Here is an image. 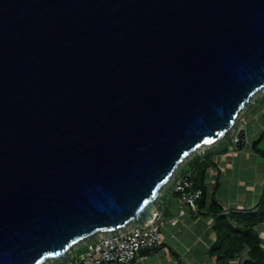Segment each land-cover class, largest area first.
Returning <instances> with one entry per match:
<instances>
[{
  "label": "water",
  "instance_id": "1",
  "mask_svg": "<svg viewBox=\"0 0 264 264\" xmlns=\"http://www.w3.org/2000/svg\"><path fill=\"white\" fill-rule=\"evenodd\" d=\"M262 88L264 0H0V264L150 219Z\"/></svg>",
  "mask_w": 264,
  "mask_h": 264
},
{
  "label": "crops",
  "instance_id": "2",
  "mask_svg": "<svg viewBox=\"0 0 264 264\" xmlns=\"http://www.w3.org/2000/svg\"><path fill=\"white\" fill-rule=\"evenodd\" d=\"M251 115L247 120V116ZM246 144L238 150L229 143L226 136L208 144L207 148L193 152L184 163L176 169L177 175L189 171L190 163L195 157L203 158L211 153L212 166L208 169L206 178V205L200 213L188 211L187 206H179L176 193L167 183L159 191L155 199L152 213L162 211L164 226L161 229L162 244L147 252L146 260H136L130 264H215V259L209 256V249L216 240L213 231L215 215L208 209L209 200L213 199L224 212L231 211L245 215L248 212H262L264 215V88L244 108ZM235 136V130L229 132ZM180 210L184 215L178 222H170ZM264 250V216L254 227ZM100 234L87 237L67 251L68 255L51 257L43 264H66L73 257L85 251ZM94 237V238H93ZM248 256L246 251L237 255L230 264H241V258ZM249 257V256H248ZM250 260V257L249 259ZM246 260V261H248ZM244 264V263H243Z\"/></svg>",
  "mask_w": 264,
  "mask_h": 264
},
{
  "label": "built area",
  "instance_id": "3",
  "mask_svg": "<svg viewBox=\"0 0 264 264\" xmlns=\"http://www.w3.org/2000/svg\"><path fill=\"white\" fill-rule=\"evenodd\" d=\"M243 108L236 117L237 122L233 127L235 132L240 125H245L242 116ZM234 142V139L232 140ZM174 172L168 182L172 191L177 194L179 206H187L188 211L199 214L197 202L202 197V190L193 186L190 172L177 175ZM184 215L180 210L170 222H178ZM162 211L157 209L150 219L142 224H126L114 231L100 234L98 238L87 246V249L73 257L66 264H130L136 260H146L148 253L162 244L161 229L164 226ZM118 232V233H117ZM69 251V250H68Z\"/></svg>",
  "mask_w": 264,
  "mask_h": 264
},
{
  "label": "trees",
  "instance_id": "4",
  "mask_svg": "<svg viewBox=\"0 0 264 264\" xmlns=\"http://www.w3.org/2000/svg\"><path fill=\"white\" fill-rule=\"evenodd\" d=\"M211 166L209 152L203 158L195 157L187 171L192 175L193 186L202 190V197L197 202L200 209L206 205V178ZM208 206L215 215L212 228L216 234V240L209 249V256L215 259V264H230L244 251L250 257V260L245 261L244 264H264V250L254 229L263 219V211H250L245 215L231 211L224 212L213 199L209 200Z\"/></svg>",
  "mask_w": 264,
  "mask_h": 264
},
{
  "label": "rangeland",
  "instance_id": "5",
  "mask_svg": "<svg viewBox=\"0 0 264 264\" xmlns=\"http://www.w3.org/2000/svg\"><path fill=\"white\" fill-rule=\"evenodd\" d=\"M261 90H262V89H261ZM261 90H258L257 92H255V93L251 96L249 102H251L253 99H255V96H257L258 93H259ZM247 105H248V102L245 103V105L243 106V109H244ZM250 116H251V115H248V116H247V120L249 119ZM236 122H237V120H235V123H236ZM244 126H245V128L249 129V128H248L249 126H247V125H244ZM231 130H232V129H231ZM223 138H224V137H223ZM207 146H208V144L201 145L200 147L197 148L196 151H198V150H203L204 148H207ZM196 151H195V152H196ZM191 155H193V152L190 153L188 156H191ZM188 156H187L185 159H187ZM182 163H184V161H183ZM182 163H180V164L177 166L176 169H178V168L181 166ZM175 171H176V170H175ZM161 190H162V189H161ZM47 259H49V258H47ZM45 261H46V260H44L43 262H45ZM43 262L40 263V264H43Z\"/></svg>",
  "mask_w": 264,
  "mask_h": 264
},
{
  "label": "snow or ice",
  "instance_id": "6",
  "mask_svg": "<svg viewBox=\"0 0 264 264\" xmlns=\"http://www.w3.org/2000/svg\"><path fill=\"white\" fill-rule=\"evenodd\" d=\"M207 143V142H206Z\"/></svg>",
  "mask_w": 264,
  "mask_h": 264
}]
</instances>
